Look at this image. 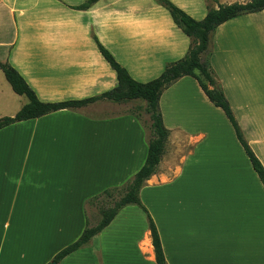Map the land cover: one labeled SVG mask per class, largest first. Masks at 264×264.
Returning a JSON list of instances; mask_svg holds the SVG:
<instances>
[{"label":"crops","instance_id":"crops-1","mask_svg":"<svg viewBox=\"0 0 264 264\" xmlns=\"http://www.w3.org/2000/svg\"><path fill=\"white\" fill-rule=\"evenodd\" d=\"M0 0V62L44 103L112 90L115 72L93 40L140 83L186 54L190 39L155 0ZM196 21L207 5L169 0ZM210 66L245 142L264 168V9L220 24ZM27 103L0 71V118ZM108 106H117L105 102ZM169 135L139 191L166 264H264V189L221 109L195 79L159 98ZM148 132L133 115L59 110L0 129V264H48L85 227L84 203L142 167ZM56 264H157L145 212L123 207L87 246Z\"/></svg>","mask_w":264,"mask_h":264},{"label":"trees","instance_id":"trees-1","mask_svg":"<svg viewBox=\"0 0 264 264\" xmlns=\"http://www.w3.org/2000/svg\"><path fill=\"white\" fill-rule=\"evenodd\" d=\"M97 1L87 0L83 4L74 7V9L86 10ZM206 1L215 2L216 0ZM155 2L168 11L174 25L190 39V44L183 58L165 65L160 76L146 83L133 80L95 37H93V40L98 51L115 72L117 79V85L114 89L97 97L57 103L41 102L10 64L0 62V71L11 90L16 95L24 96L27 99V103L14 116L0 118V129L16 122L39 118L59 110L84 108L95 101L102 100L112 104L132 105L127 113L137 118L148 132L147 155L142 167L121 187L106 189L85 201V227L81 235L76 241L60 250L48 264H56L65 256L87 246L90 240L127 205H135L145 212L156 263L166 264L156 227L140 203L139 191L143 183L156 172L169 135L168 130L162 124L159 111L160 95L166 88L182 77L195 79L209 102L222 110L264 189V168L245 142L228 102L216 81L209 61L211 40L215 29L234 17L263 10L264 0H248L244 3L219 5L217 8H211L207 5L206 15L200 21L192 19L169 0H155ZM89 210H91V214Z\"/></svg>","mask_w":264,"mask_h":264},{"label":"rangeland","instance_id":"rangeland-1","mask_svg":"<svg viewBox=\"0 0 264 264\" xmlns=\"http://www.w3.org/2000/svg\"><path fill=\"white\" fill-rule=\"evenodd\" d=\"M105 102L106 101L98 100L92 104L87 105L84 108L86 109V112L92 114L93 113L94 114L125 113L130 111L129 109L132 108V105H124V104L123 105L116 104L117 106H113V105L108 106L106 105ZM89 213L91 214V210H89Z\"/></svg>","mask_w":264,"mask_h":264}]
</instances>
